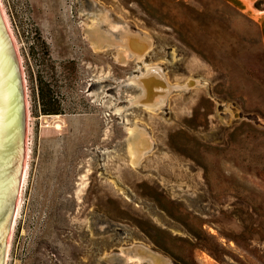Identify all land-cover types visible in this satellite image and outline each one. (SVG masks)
I'll use <instances>...</instances> for the list:
<instances>
[{
    "label": "rangeland",
    "instance_id": "obj_1",
    "mask_svg": "<svg viewBox=\"0 0 264 264\" xmlns=\"http://www.w3.org/2000/svg\"><path fill=\"white\" fill-rule=\"evenodd\" d=\"M3 9L29 160L8 264H150L126 251L136 244L172 264H264V44L251 16L227 0ZM150 68L168 90L158 107L144 102Z\"/></svg>",
    "mask_w": 264,
    "mask_h": 264
},
{
    "label": "water",
    "instance_id": "obj_2",
    "mask_svg": "<svg viewBox=\"0 0 264 264\" xmlns=\"http://www.w3.org/2000/svg\"><path fill=\"white\" fill-rule=\"evenodd\" d=\"M28 163L23 74L5 20L3 0H0V264L9 263L7 248H12L11 233ZM126 251L136 253L133 255L141 256L150 264H172L166 257L142 245L136 244Z\"/></svg>",
    "mask_w": 264,
    "mask_h": 264
},
{
    "label": "bare ground",
    "instance_id": "obj_3",
    "mask_svg": "<svg viewBox=\"0 0 264 264\" xmlns=\"http://www.w3.org/2000/svg\"><path fill=\"white\" fill-rule=\"evenodd\" d=\"M138 39H140V38H138ZM138 39H137V37L132 38V40L136 42V45L138 47H141V43H140L141 41L138 42ZM132 43H134V42H132ZM160 71L161 70H159V69L150 68L147 76L144 79H142V81L144 82V90H145L144 102L147 104V106L149 105L150 107H153V106L158 107L161 104H163L165 101V98L167 96V93H168L166 86H164L165 85L164 83H166V82H165L164 77ZM135 140H138V139H135ZM147 146H148V141L146 139H144V141L139 143V145L136 143V141H134L132 148H135L137 151L140 148H142L141 151H143Z\"/></svg>",
    "mask_w": 264,
    "mask_h": 264
},
{
    "label": "crops",
    "instance_id": "obj_4",
    "mask_svg": "<svg viewBox=\"0 0 264 264\" xmlns=\"http://www.w3.org/2000/svg\"><path fill=\"white\" fill-rule=\"evenodd\" d=\"M236 4L240 10L258 24L264 44V0H227Z\"/></svg>",
    "mask_w": 264,
    "mask_h": 264
},
{
    "label": "trees",
    "instance_id": "obj_5",
    "mask_svg": "<svg viewBox=\"0 0 264 264\" xmlns=\"http://www.w3.org/2000/svg\"><path fill=\"white\" fill-rule=\"evenodd\" d=\"M42 111L44 113H47V114H49V113H59L60 112L59 109H56V108L55 109H49V108H46V107H44V109H42Z\"/></svg>",
    "mask_w": 264,
    "mask_h": 264
},
{
    "label": "flooded vegetation",
    "instance_id": "obj_6",
    "mask_svg": "<svg viewBox=\"0 0 264 264\" xmlns=\"http://www.w3.org/2000/svg\"><path fill=\"white\" fill-rule=\"evenodd\" d=\"M3 196H4L5 198H7V194H5V193H3Z\"/></svg>",
    "mask_w": 264,
    "mask_h": 264
}]
</instances>
